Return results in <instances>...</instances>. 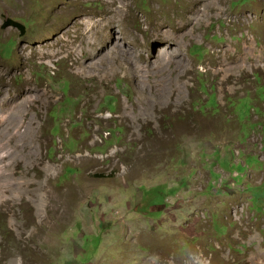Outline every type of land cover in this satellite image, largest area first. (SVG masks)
<instances>
[{
    "label": "rangeland",
    "instance_id": "1",
    "mask_svg": "<svg viewBox=\"0 0 264 264\" xmlns=\"http://www.w3.org/2000/svg\"><path fill=\"white\" fill-rule=\"evenodd\" d=\"M109 1L0 0V264H264V0Z\"/></svg>",
    "mask_w": 264,
    "mask_h": 264
},
{
    "label": "bare ground",
    "instance_id": "2",
    "mask_svg": "<svg viewBox=\"0 0 264 264\" xmlns=\"http://www.w3.org/2000/svg\"><path fill=\"white\" fill-rule=\"evenodd\" d=\"M118 1V3L120 4V6L117 8V10H116V13H115V16H114V18L112 19H101L100 21H93V18H91V17H86L87 18V20L85 19H81V21L80 22H77V20H75V21H73V24H74V26L75 27H77V25H80V27H82V29L83 30H85L86 29V27L88 26H91V28H90V30H89V28H87V30H89V33H90V35L91 36H89V38L87 39L88 41H89V44H90V46H94L95 45V43H96V36H97V32L99 33V27H101V30H102V32L104 33V32H106V30L109 28V26H110V24L112 23V22H114V21H116V22H119V18H117V14H119V13H121L122 11H120L121 10V8H123V7H128V5L127 4H125V3H123V0H110L109 1V5H114L115 4V2H117ZM205 1V0H204ZM222 1V0H221ZM216 2H219V1H216ZM206 3H208V2H206ZM218 7V6H217ZM221 8V7H220ZM62 10V9H61ZM205 10V9H204ZM68 11V10H67ZM66 11V12H67ZM60 12V11H59ZM58 12V13H59ZM203 12V11H202ZM63 13H65V12H63ZM86 14H87V12H85ZM204 13V12H203ZM68 14V13H67ZM90 14V13H89ZM88 14V15H89ZM92 14V13H91ZM60 15V14H59ZM62 15V14H61ZM82 16V15H81ZM78 18H79V15H78ZM77 19V18H76ZM182 19V18H181ZM79 20V19H78ZM159 23V22H158ZM53 24V23H52ZM52 24H51V27H52ZM158 25V24H157ZM159 25H160V23H159ZM54 26V25H53ZM59 26H60V24H59ZM86 26V27H85ZM154 26H155V24H154ZM56 27V26H55ZM61 27V26H60ZM59 27V28H60ZM66 27V26H65ZM162 27V26H161ZM185 27H186V24H184V23H181V24H175V25H172L171 27H170V29H169V31H166V32H164L163 33V36L161 35L160 36V34L158 33L160 30L159 29H157V27H156V29L157 30H159L157 33H158V35H157V41H156V39H155V41L156 42H163L165 39H171L170 37L172 36V37H174V40H175V38H176V40H177V34H179V33H184L183 31H184V29H185ZM155 28V27H154ZM71 29V28H70ZM70 29H67V30H65V32L63 33V34H61V36H59L58 37V39H55V41L54 42H52V43H48L47 44V42H46V44H44V45H41V47H40V49L39 50H37L36 52L38 53V55L39 56H43V57H53V56H55L56 54H58V49L57 50H55L54 49V47L56 46V45H58V43L59 42H66L67 41V39H68V33L70 32ZM72 30V29H71ZM156 30V31H157ZM63 31V30H62ZM161 31H163V30H161ZM73 33H76V31H72ZM83 32V31H82ZM62 33V32H61ZM84 33V32H83ZM154 34V33H153ZM156 34V33H155ZM162 34V33H161ZM85 35L86 36H88V34H86V32H85ZM111 36H113V34H110V36H108L107 34L106 35H102V36H100L99 38H100V42H99V44H100V46H106V44H107V40L109 39V38H111ZM42 36H39L38 38H41ZM57 38V37H56ZM78 38V37H77ZM84 38V37H83ZM86 38V37H85ZM156 38V37H155ZM180 40V39H179ZM178 41V40H177ZM166 42V41H165ZM175 44V48H170V50H171V54L172 53H176L177 54V52H179V50H180V47H181V43H177L176 41H174V43H173V45ZM89 47V46H88ZM92 47H91V49H92ZM70 51H68V54H71L72 52H73V49L72 48H68ZM80 49H81V51L82 50H86V48L84 47L83 48V43L81 42L80 43ZM106 50H109V49H107V48H105ZM23 48H21V51H22V56H23ZM110 50H113V46H112V48L110 49ZM252 50V49H251ZM159 52H161V55L162 54H165V53H167L168 52V48H164V49H162L161 51H159ZM180 55V54H179ZM225 55V54H224ZM183 57V56H182ZM226 57H229V54H226ZM222 58V57H221ZM230 58V57H229ZM247 58V57H246ZM172 59V58H171ZM171 59L168 61H166L167 62V64H169L170 62H171ZM157 60H158V62H160V60H164L162 57H157ZM176 60V59H175ZM177 61V60H176ZM182 63H183V61H182ZM181 63V64H182ZM89 64L91 65V66H97V64L96 63H94L92 60L89 62ZM159 64V63H158ZM157 65V64H156ZM187 65V64H186ZM160 66V65H159ZM163 66V65H162ZM164 67V66H163ZM244 66L242 65V64H239V65H237L236 67H232V68H230L229 70H231V69H234V68H239V69H242ZM92 68V67H91ZM165 68V67H164ZM221 68V67H220ZM110 69H111V71H112V73L115 71V68L114 67H110ZM183 69V68H182ZM185 69V68H184ZM161 70H162V68H161ZM243 70V69H242ZM182 71V70H181ZM180 71V72H181ZM175 72V71H174ZM177 72H179V71H177ZM174 75V74H173ZM179 75H182V73H177V76L179 77ZM226 78H228V77H226ZM225 78V79H226ZM225 80H223V82H224ZM226 81H227V79H226ZM30 85H31V82H30V79H25L24 81H23V83L20 85V87L18 88V91H17V96L16 97H19L20 98V96H23V97H26L27 95H31V94H35V97H34V100H32V102H35V101H37L38 103H39V107L40 106H45V105H47L48 103H49V100H48V98H49V95L48 94H50L51 92L50 91H48V90H46L45 88H43V89H37L36 87L34 88V89H31L30 88ZM25 86H28L29 88L28 89H24L25 88ZM175 86V85H174ZM176 87V86H175ZM174 88V87H173ZM174 103H175V101H174ZM2 161V159L0 158V162ZM2 162H4V161H2ZM1 162V163H2ZM10 167H11V164L9 165H4V166H2V167H0V173L2 174V175H7L8 177H12L13 178V176L15 175V172H11V173H9V174H4V171H6V170H8V169H10ZM8 168V169H7ZM1 178V177H0ZM14 183V182H13ZM19 185H21V186H25V187H29V186H31L32 185V181H22V182H20L19 183ZM7 187V186H6Z\"/></svg>",
    "mask_w": 264,
    "mask_h": 264
},
{
    "label": "trees",
    "instance_id": "3",
    "mask_svg": "<svg viewBox=\"0 0 264 264\" xmlns=\"http://www.w3.org/2000/svg\"><path fill=\"white\" fill-rule=\"evenodd\" d=\"M12 24H13L12 22L9 23V25H12ZM14 24H15V26H17V27H23L22 24H19V23H14ZM263 131H264V127H263Z\"/></svg>",
    "mask_w": 264,
    "mask_h": 264
}]
</instances>
